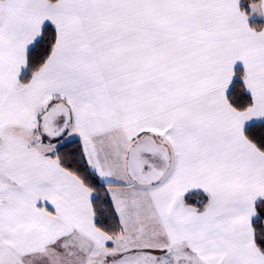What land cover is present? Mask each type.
I'll return each mask as SVG.
<instances>
[{"label":"snow or ice","instance_id":"obj_1","mask_svg":"<svg viewBox=\"0 0 264 264\" xmlns=\"http://www.w3.org/2000/svg\"><path fill=\"white\" fill-rule=\"evenodd\" d=\"M0 264H264V0H0Z\"/></svg>","mask_w":264,"mask_h":264}]
</instances>
